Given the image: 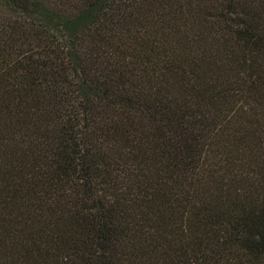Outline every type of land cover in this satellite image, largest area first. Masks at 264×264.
I'll use <instances>...</instances> for the list:
<instances>
[{"label": "trees", "instance_id": "trees-1", "mask_svg": "<svg viewBox=\"0 0 264 264\" xmlns=\"http://www.w3.org/2000/svg\"><path fill=\"white\" fill-rule=\"evenodd\" d=\"M0 264H264V0H0Z\"/></svg>", "mask_w": 264, "mask_h": 264}]
</instances>
